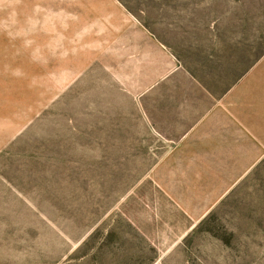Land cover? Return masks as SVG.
<instances>
[{"label": "rangeland", "instance_id": "obj_1", "mask_svg": "<svg viewBox=\"0 0 264 264\" xmlns=\"http://www.w3.org/2000/svg\"><path fill=\"white\" fill-rule=\"evenodd\" d=\"M0 264H264V0H0Z\"/></svg>", "mask_w": 264, "mask_h": 264}, {"label": "crops", "instance_id": "obj_2", "mask_svg": "<svg viewBox=\"0 0 264 264\" xmlns=\"http://www.w3.org/2000/svg\"><path fill=\"white\" fill-rule=\"evenodd\" d=\"M215 106V105H214ZM218 106V109L221 108V104L216 105ZM224 108L227 110V113L229 114L231 120H229L228 124L230 129L233 127H236L234 124L232 125V98L228 99V101H225L223 104ZM234 120L238 123V124H242L244 123V121H238L237 119L234 118ZM205 123H201L198 125V120H195L193 122L192 125L189 126V128L187 129L186 133L188 132H195V134L199 131H201L200 129H202V127L204 126ZM211 135V134H210ZM257 158H254V160L252 159V161H250L247 165H245L243 168H241L240 172L237 174V178H235V181L242 176V174L248 170L252 169L259 164V162L261 163L263 161V159L261 158L259 161H257ZM235 181L232 182V185L235 183Z\"/></svg>", "mask_w": 264, "mask_h": 264}]
</instances>
